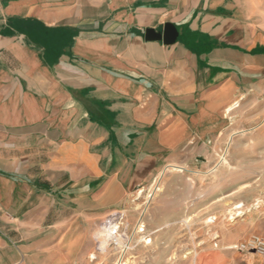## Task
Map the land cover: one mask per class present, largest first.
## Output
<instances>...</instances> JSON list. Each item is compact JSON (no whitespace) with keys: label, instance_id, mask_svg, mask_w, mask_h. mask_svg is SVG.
<instances>
[{"label":"crops","instance_id":"0c3cea01","mask_svg":"<svg viewBox=\"0 0 264 264\" xmlns=\"http://www.w3.org/2000/svg\"><path fill=\"white\" fill-rule=\"evenodd\" d=\"M251 3L0 0V264H78L73 220L208 148L264 76ZM166 23L173 45L145 40Z\"/></svg>","mask_w":264,"mask_h":264},{"label":"rangeland","instance_id":"374dc122","mask_svg":"<svg viewBox=\"0 0 264 264\" xmlns=\"http://www.w3.org/2000/svg\"><path fill=\"white\" fill-rule=\"evenodd\" d=\"M247 8L244 23L264 38V0ZM250 85L186 165L167 166L118 208L73 220L78 264H241L239 255L260 256L233 249L264 240V76Z\"/></svg>","mask_w":264,"mask_h":264},{"label":"water","instance_id":"95a60500","mask_svg":"<svg viewBox=\"0 0 264 264\" xmlns=\"http://www.w3.org/2000/svg\"><path fill=\"white\" fill-rule=\"evenodd\" d=\"M178 37L177 29L171 24L166 23L161 32H156L153 29L145 30V40L148 42L157 41L162 42L165 46L173 45Z\"/></svg>","mask_w":264,"mask_h":264},{"label":"built area","instance_id":"2783aa9c","mask_svg":"<svg viewBox=\"0 0 264 264\" xmlns=\"http://www.w3.org/2000/svg\"><path fill=\"white\" fill-rule=\"evenodd\" d=\"M233 249L237 251H252L257 253L260 256L264 255V240L255 238L248 242V244H236L233 246Z\"/></svg>","mask_w":264,"mask_h":264},{"label":"bare ground","instance_id":"6f19581e","mask_svg":"<svg viewBox=\"0 0 264 264\" xmlns=\"http://www.w3.org/2000/svg\"><path fill=\"white\" fill-rule=\"evenodd\" d=\"M114 230H115V228H114Z\"/></svg>","mask_w":264,"mask_h":264}]
</instances>
